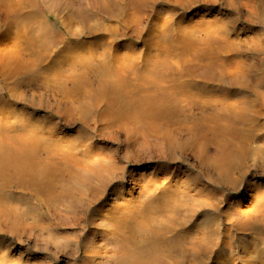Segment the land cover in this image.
<instances>
[{
  "label": "bare ground",
  "instance_id": "1",
  "mask_svg": "<svg viewBox=\"0 0 264 264\" xmlns=\"http://www.w3.org/2000/svg\"><path fill=\"white\" fill-rule=\"evenodd\" d=\"M40 1L0 0V44L6 42L0 70L16 73L26 52L41 60L65 40L44 23L36 28ZM117 1L122 7L115 25L102 29L107 38L87 47L91 63L67 65L66 74L41 82L59 93L44 104L48 113L66 125L77 113L84 131L67 140L59 136V123L21 115L19 132L0 134V264H28L10 255L14 242L28 246L54 225L83 230L99 227L100 220L103 256L127 264H264V191L249 187L241 194L248 186L243 170L256 152L252 143L264 138V69L240 60V41L230 27L238 19L215 17L206 24L200 16L185 24L175 18L199 0ZM226 2L246 20L258 14L254 0ZM158 4L172 8L157 10ZM162 12L168 16L157 34H147L143 51L114 52L122 26H136L141 39L148 30L143 21ZM20 17L35 26L31 43L19 33ZM83 43L66 46L56 62L80 63ZM7 89L11 95L18 90ZM105 141L120 147L97 144ZM261 160L264 169V154ZM145 163L157 165L135 172ZM76 197L82 205L72 212L56 209ZM92 244L89 236L82 243Z\"/></svg>",
  "mask_w": 264,
  "mask_h": 264
},
{
  "label": "rangeland",
  "instance_id": "2",
  "mask_svg": "<svg viewBox=\"0 0 264 264\" xmlns=\"http://www.w3.org/2000/svg\"><path fill=\"white\" fill-rule=\"evenodd\" d=\"M106 1L110 2L109 5L102 6ZM227 0H199L196 1L192 7L185 12H178L176 17L177 20L180 17L184 18V23H190L196 21L200 16L204 17L206 24H209L215 17L238 19L231 23L230 27H235L231 33L232 38H239L240 48L242 50L243 60L247 64H254L264 69V0H254L255 4L258 5V14L251 17L249 20L237 16L228 6ZM246 1V0H244ZM102 3V4H101ZM111 4V5H110ZM119 2L117 0H41L39 3V11L34 16V21L37 29H40V25L44 23L48 26L52 34H57L61 38L65 39L63 42H57L53 46H50L45 54V58L37 59L34 51L29 50L26 52L25 60L26 64H23L24 68L16 73H8L6 70H0V134L8 132H19L22 129L23 116L38 117L40 120L51 121L52 123H59V136H64L67 140H74V134L76 132L84 131V127L78 121V115L75 113L72 117L74 120H69L68 124L64 123V120L58 119L51 116L48 113L46 104L47 100L57 99V92H53L46 86H42L41 82L49 80L48 75L57 74L64 72L66 74L69 70L67 65H89L94 57L87 55V47L96 38L103 37L104 40L107 38L103 34L102 29L105 26L115 25V16L120 11ZM171 9L172 7L166 4H158L156 9ZM81 13L80 16L72 13ZM197 12L199 16H196ZM209 12L210 14H207ZM207 14V15H205ZM167 13L162 12L159 19L152 17L150 20L143 21L148 26L146 33L142 34L141 39L135 38L134 31L136 26L126 25L122 26L124 35L116 39L114 52L121 54L126 52H132V50L143 51L145 49L144 42L147 39V34L154 33L161 30L162 18H165ZM21 26L19 33L28 39L27 42L31 43V28L32 25L26 18L20 17ZM32 20V19H31ZM92 31L93 35L88 36L87 32ZM10 31H14V27L10 28ZM232 31V29H231ZM1 32V31H0ZM39 35L41 30L37 31ZM95 32V33H94ZM76 34V35H73ZM4 33L1 32L0 35ZM80 34V35H78ZM259 38L263 42L256 45L254 39ZM9 40V38H7ZM77 41H81V48L78 49L79 53H84V58L80 59V63L68 61L67 58H63L59 61V56L63 55L66 51L65 47L74 45ZM5 41L0 44V50H5ZM103 51L98 49L95 50V56ZM3 52V51H2ZM58 59V60H57ZM42 82V83H43ZM16 85L18 90L13 95L8 93V89L11 86ZM10 94V95H9ZM253 99L252 95H248ZM33 99L36 105L30 104L28 101ZM41 101V106L37 103ZM261 122H264V117H260ZM64 121V122H63ZM62 123L64 125H62ZM102 147L116 148L120 145L110 142H99ZM252 159L248 160L247 167L244 168V174L242 180L248 182V186H245L242 195L249 192L247 189L254 188L257 191H264V169H262L263 154H264V138H258L252 143ZM252 154V153H251ZM187 162H192L193 159L188 157ZM156 164L145 163L140 167L135 168V172L142 173L144 168H152ZM174 166H171L173 168ZM151 170V169H150ZM190 172V171H189ZM193 172V171H191ZM255 191V192H257ZM253 192V191H252ZM250 192V193H252ZM254 193V192H253ZM236 196L235 192H231V200ZM249 199V198H248ZM247 199V200H248ZM80 204V197L72 199L71 202L60 201L56 203V209L63 213L72 212L75 209V205ZM251 206V200L244 201L243 208L248 210ZM101 221V220H100ZM98 221L99 227L95 228L87 225L83 230L76 228L74 225H54L47 233L42 236H38L36 239L30 238L28 241L29 245L22 247L18 242H14L10 246L9 253L13 258L21 257L23 262L28 264H81V259L87 257L85 264H127L125 261H119V258H107L106 254L103 256V252L107 245L102 241L103 235L106 233L103 224ZM87 224V223H86ZM94 232V233H93ZM93 234H95L93 236ZM246 235V234H245ZM89 236L93 240V244L87 248H84L82 243L86 237ZM15 246V247H14ZM21 249V253L15 252L17 249ZM13 249V250H12ZM15 249V250H14ZM22 250H27L22 253ZM92 252L97 255H91ZM20 255V256H18Z\"/></svg>",
  "mask_w": 264,
  "mask_h": 264
}]
</instances>
